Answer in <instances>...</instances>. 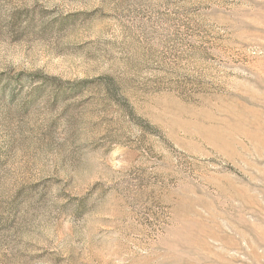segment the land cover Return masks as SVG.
Here are the masks:
<instances>
[{
    "label": "rangeland",
    "instance_id": "374dc122",
    "mask_svg": "<svg viewBox=\"0 0 264 264\" xmlns=\"http://www.w3.org/2000/svg\"><path fill=\"white\" fill-rule=\"evenodd\" d=\"M0 264H264V0H0Z\"/></svg>",
    "mask_w": 264,
    "mask_h": 264
}]
</instances>
